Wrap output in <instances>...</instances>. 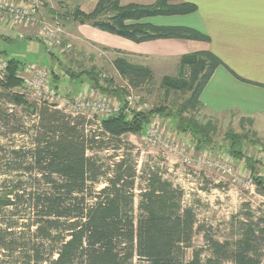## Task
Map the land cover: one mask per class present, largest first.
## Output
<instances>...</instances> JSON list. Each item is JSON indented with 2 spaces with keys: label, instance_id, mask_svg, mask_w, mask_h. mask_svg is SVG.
I'll list each match as a JSON object with an SVG mask.
<instances>
[{
  "label": "trees",
  "instance_id": "trees-1",
  "mask_svg": "<svg viewBox=\"0 0 264 264\" xmlns=\"http://www.w3.org/2000/svg\"><path fill=\"white\" fill-rule=\"evenodd\" d=\"M174 2L155 0L150 5L122 6L119 0H99L91 12L84 13L76 7L68 17L79 25L86 24L135 43L158 39L207 42L205 35L192 29L139 23L150 17L196 11L193 4ZM48 13L50 16L57 13L60 17L58 12ZM45 49L59 70L54 72L46 67L49 87L69 97L83 94L60 91L61 80L69 81L70 85L76 80L81 83L78 80L83 75L77 79V74L59 67L62 51ZM4 62L0 96L5 95L12 105L37 119L32 127L29 150L10 149L0 154V165L5 168L0 172L3 175L0 253L12 257L18 251L15 261L20 264H264L252 226L244 229L232 246L215 241L212 228L205 229L197 221L191 206H181V193L173 191L155 167L148 168L146 188L139 193L135 204L136 172L132 156L123 150L119 159L108 164L88 155V152L108 151V146L121 150L123 136H141L150 124H164L163 120L168 119L170 132L177 137L185 136V143L194 155L204 152L216 158L230 155L229 158L239 159L243 169L239 174L248 173L245 177H250L258 192L264 194V177L255 169L254 162L236 149L246 137L229 130L224 135L229 147L225 152L218 151L226 144L218 141V125L211 120L199 121V96L213 71L222 64L212 53L183 55L179 59L178 74L161 78L158 88L165 96L181 97L182 102L176 107L155 106L145 112L122 110L103 118L101 130L92 126L86 129L90 124L82 116L71 117L28 102L19 94L24 84L21 75L27 66L14 58ZM113 66L133 90L154 84L153 73L147 66L135 65L120 57L113 60ZM87 75V86L94 88L89 87V92L96 91L113 101L124 100L125 88H115L111 79L103 81L94 71ZM0 120H8L1 109ZM23 176L25 180L21 179ZM203 181L206 182L201 180V184ZM196 234L203 235L205 256L202 248L192 246ZM188 249H192L190 257H187Z\"/></svg>",
  "mask_w": 264,
  "mask_h": 264
},
{
  "label": "rangeland",
  "instance_id": "rangeland-1",
  "mask_svg": "<svg viewBox=\"0 0 264 264\" xmlns=\"http://www.w3.org/2000/svg\"><path fill=\"white\" fill-rule=\"evenodd\" d=\"M89 1L90 0H87L85 3L83 0H44L43 11L47 17L50 16L48 12L53 11L58 12L60 18L66 16L70 19V17H68L69 13L76 7H79V4L82 5L83 9H91L92 6L89 8ZM70 21L73 22L71 19ZM93 29L98 30L96 28ZM33 30V28H25L22 25H12L9 22L0 23V60L4 61L14 58L27 67L41 66L52 69L54 72H59L57 62L50 58L49 53L42 43L36 40L37 38L35 34L33 35ZM80 42L79 43L82 44V40ZM83 43L85 49H83L82 52L77 53L71 43V49L62 51L59 57V67L61 69L66 72L69 71L70 73L77 74V79L80 74L83 75V78L79 77L78 80L81 81L82 84L80 82L77 83L76 80V83L72 82L71 85H73V89H71L69 81L61 80L59 84L60 91L72 90L77 93H89V87L91 86L88 87L86 84L89 81L87 73H92L93 71L97 73L102 80L111 79L115 88H125L127 91V85L121 80L113 66V60L118 58L117 55L108 54L110 51L114 53L115 51L107 50V53H104V50L101 48L94 49L91 47L87 50L88 44L84 41ZM53 52L57 53L56 50H53ZM126 60L128 61V59ZM153 67L155 69L154 72H152L154 84L142 90H134V93L145 100L150 108L155 106H166L165 108L176 107L182 102V100L179 99L181 97L177 96L175 99L174 94L165 96L163 91L158 88V84L165 75L176 76L178 74L177 68H173L171 64L168 66L154 64ZM91 89L94 88L91 87ZM185 96L187 95L185 94L184 98ZM0 109L5 112L8 117L7 122L0 120V154L10 149L29 150L31 148L30 135L33 132L32 127L36 122V116H27L23 109L12 105L5 95L0 96ZM198 118L199 121L201 120L202 122L205 120L201 114L198 115ZM163 122L165 126L172 129L168 119L166 121L163 120ZM242 127L238 126V123L234 125L230 124L229 126L219 124L218 141L222 143L226 142V144L221 145V147L224 148H218V151L223 150L225 152L230 145L228 140H224L226 132L231 130L243 134L246 138L241 140L236 149L242 151L245 156L250 154V160L254 162L255 169H258V172L264 177L259 163L252 159V156L257 157L259 155H264L262 154L264 153V128H261L255 133L252 129L248 128V126H245V128ZM16 128H18V131H14ZM144 135L145 132H143L141 136L131 134L125 135L122 137L123 146H121V150L117 151L113 149L114 147L108 146V151H93L88 152V155L97 156L108 164L111 163V161L119 159L124 151L132 156L135 162L136 172L134 187L135 204L139 201V193L146 188V172L150 170L148 168L155 167L154 164L156 162H163L161 178L167 180L171 184L172 190L176 191L177 194L181 193V206H191L195 212L197 221L203 224L205 229L208 227L212 228L213 239L215 241L220 243L226 242L228 245L232 246L241 238L242 232H244L243 230L252 226L254 229V237L257 239L256 244L259 247L258 252L264 258V194L259 193L256 188L250 189L243 185L232 186L228 184L223 185V182L217 183V181L222 179L213 170L202 171L200 176L194 173L191 178H189L185 174L187 170L178 158L172 159L170 163H168L166 156L163 155L160 149L148 146L144 139ZM229 157L231 156L225 155L218 158L230 159L237 171L242 172V162L239 159ZM137 163H139V167ZM0 168V172L5 169L1 165ZM244 175L247 176L248 173ZM2 176L3 175L0 173V181ZM21 179L25 180V177L23 176ZM201 180H206V182L203 181V188L197 185L199 183L192 182H200ZM223 181H229V178H225ZM101 188L102 185H99L98 189ZM192 246L195 249L202 248L204 250L203 256L206 255V244L204 243L202 234H196L194 236ZM191 251L192 249L186 251L187 257H190ZM15 253L18 254L19 252L15 251ZM15 253L12 257L0 253V264H20L15 261ZM134 264H137V262H134Z\"/></svg>",
  "mask_w": 264,
  "mask_h": 264
},
{
  "label": "crops",
  "instance_id": "crops-1",
  "mask_svg": "<svg viewBox=\"0 0 264 264\" xmlns=\"http://www.w3.org/2000/svg\"><path fill=\"white\" fill-rule=\"evenodd\" d=\"M97 2L89 1L91 9H83L81 4L77 8L89 13ZM154 2L119 0L122 6ZM174 3L193 4L196 11L187 15L150 17L139 23L192 29L205 35L207 42L158 39L135 43L89 25L71 22L67 17L62 18L63 38L73 44L77 53L85 49L84 41L88 44L87 50L89 47L101 48L104 53L113 50L115 53L110 51L108 54L147 66L152 72L154 64H171L179 70L181 56L208 51L222 64L213 71L199 96L203 119L213 121L218 127L219 124L229 126L238 123L240 127L244 124L242 128L248 126L257 133L264 128V0H175ZM178 137L185 142V136Z\"/></svg>",
  "mask_w": 264,
  "mask_h": 264
},
{
  "label": "built area",
  "instance_id": "built-area-1",
  "mask_svg": "<svg viewBox=\"0 0 264 264\" xmlns=\"http://www.w3.org/2000/svg\"><path fill=\"white\" fill-rule=\"evenodd\" d=\"M44 0H0V23L9 22L12 25L33 28L36 38L47 49H58L68 51L71 44L65 42L64 27L61 18L57 14L46 16L44 11ZM5 62L0 60V82L4 81ZM104 77V76H103ZM23 87L21 94L26 100L32 102L36 107L45 106L50 109L59 110L71 117L82 116L86 122L95 129L101 130V120L114 116L122 110L126 112H145L150 109L149 104L134 93V90L127 86V94L122 102L103 98L98 92L92 94H77L74 97L65 96L49 87V71L46 67H27L22 73ZM148 146L158 148L166 156L168 163L172 159L178 158L184 168L186 176L191 178L192 174L205 170H213L222 180L223 185H243L246 188H255L250 177L239 174L230 159L216 158L201 153L194 155L192 149L183 140L172 134L167 126L159 122L150 124L144 135ZM251 159V155L247 154ZM252 159L259 163L261 172L264 175V155ZM139 167V163H137ZM155 169L161 176L163 162H156ZM138 171V170H137ZM229 178V181L223 179ZM164 179V178H163ZM199 183L201 186V182Z\"/></svg>",
  "mask_w": 264,
  "mask_h": 264
}]
</instances>
